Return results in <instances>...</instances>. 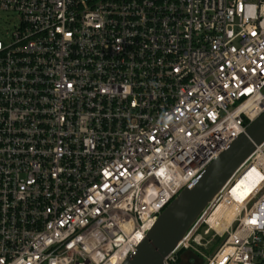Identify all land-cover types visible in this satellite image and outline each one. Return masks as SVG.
Instances as JSON below:
<instances>
[{
    "label": "built area",
    "instance_id": "2783aa9c",
    "mask_svg": "<svg viewBox=\"0 0 264 264\" xmlns=\"http://www.w3.org/2000/svg\"><path fill=\"white\" fill-rule=\"evenodd\" d=\"M0 12L17 15L0 41V264H122L264 112V0H0ZM185 254L264 264V144L163 264Z\"/></svg>",
    "mask_w": 264,
    "mask_h": 264
},
{
    "label": "water",
    "instance_id": "95a60500",
    "mask_svg": "<svg viewBox=\"0 0 264 264\" xmlns=\"http://www.w3.org/2000/svg\"><path fill=\"white\" fill-rule=\"evenodd\" d=\"M264 144V112L157 218L134 255L122 264H163L212 199L239 167Z\"/></svg>",
    "mask_w": 264,
    "mask_h": 264
},
{
    "label": "rangeland",
    "instance_id": "374dc122",
    "mask_svg": "<svg viewBox=\"0 0 264 264\" xmlns=\"http://www.w3.org/2000/svg\"><path fill=\"white\" fill-rule=\"evenodd\" d=\"M17 24V15L13 12H0V41L6 44L9 35L14 30V26ZM191 256L185 254L180 260V264H189Z\"/></svg>",
    "mask_w": 264,
    "mask_h": 264
},
{
    "label": "bare ground",
    "instance_id": "6f19581e",
    "mask_svg": "<svg viewBox=\"0 0 264 264\" xmlns=\"http://www.w3.org/2000/svg\"><path fill=\"white\" fill-rule=\"evenodd\" d=\"M252 173L253 172H250V174H248L246 176V178H243L242 180H240L238 182L237 187H236V190H238L239 193H246L247 192V189H248V186H249V183H250V179L252 177ZM236 190H234V192H236ZM232 215H233V211L232 210H228V212H226L225 214H223V218L225 219V221L227 222V224L230 223L231 218H232ZM214 216H215L214 218L218 217L219 216V213L217 212Z\"/></svg>",
    "mask_w": 264,
    "mask_h": 264
},
{
    "label": "flooded vegetation",
    "instance_id": "af4514ba",
    "mask_svg": "<svg viewBox=\"0 0 264 264\" xmlns=\"http://www.w3.org/2000/svg\"><path fill=\"white\" fill-rule=\"evenodd\" d=\"M193 263H195V261H193Z\"/></svg>",
    "mask_w": 264,
    "mask_h": 264
},
{
    "label": "snow or ice",
    "instance_id": "6c2138e0",
    "mask_svg": "<svg viewBox=\"0 0 264 264\" xmlns=\"http://www.w3.org/2000/svg\"><path fill=\"white\" fill-rule=\"evenodd\" d=\"M253 223H255V222L253 221Z\"/></svg>",
    "mask_w": 264,
    "mask_h": 264
}]
</instances>
